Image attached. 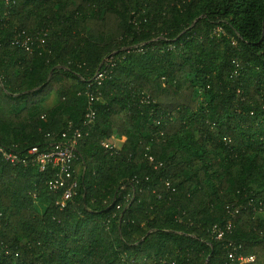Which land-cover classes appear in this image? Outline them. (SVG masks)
<instances>
[{"label": "trees", "instance_id": "obj_1", "mask_svg": "<svg viewBox=\"0 0 264 264\" xmlns=\"http://www.w3.org/2000/svg\"><path fill=\"white\" fill-rule=\"evenodd\" d=\"M90 105L61 209L30 152ZM240 256L264 264V0H0V264Z\"/></svg>", "mask_w": 264, "mask_h": 264}, {"label": "built area", "instance_id": "obj_2", "mask_svg": "<svg viewBox=\"0 0 264 264\" xmlns=\"http://www.w3.org/2000/svg\"><path fill=\"white\" fill-rule=\"evenodd\" d=\"M105 76H107V73L99 74L96 77V81L103 80ZM95 119L96 114L92 109V105H90L89 113L85 118L82 129H69L62 136L65 142L59 144L50 151L40 152L37 148H34L30 152L31 155L36 157L35 162L39 164L40 171L51 170L55 172V177L48 181L47 186L53 191L64 189L61 199L57 203L61 209H64L67 206V203L73 199L78 189V183L75 178L73 179V175L75 174L73 164L74 160H76V149L80 140L83 139V137L88 136ZM86 129L88 132L85 131ZM4 156L7 160L13 163L16 161V158L9 154L4 153ZM213 232L219 239L222 238L223 232L217 227L214 228ZM254 260L255 258L251 256H240L238 259L239 264L253 263Z\"/></svg>", "mask_w": 264, "mask_h": 264}, {"label": "rangeland", "instance_id": "obj_3", "mask_svg": "<svg viewBox=\"0 0 264 264\" xmlns=\"http://www.w3.org/2000/svg\"><path fill=\"white\" fill-rule=\"evenodd\" d=\"M55 95H51V96H48L47 98H46V109H48L49 107H51L50 105H52V103L53 102H55ZM105 147H108L109 145L108 144H103ZM80 172H81V167L80 166H76V168H75V174H76V176L77 177H79V175H80ZM35 206H36V208H37V210L39 211V212H44V209H45V205H44V203H41L40 201H37L36 202V204H35Z\"/></svg>", "mask_w": 264, "mask_h": 264}]
</instances>
